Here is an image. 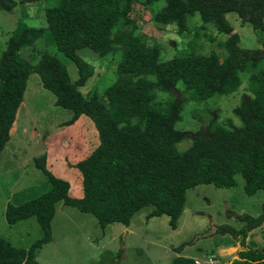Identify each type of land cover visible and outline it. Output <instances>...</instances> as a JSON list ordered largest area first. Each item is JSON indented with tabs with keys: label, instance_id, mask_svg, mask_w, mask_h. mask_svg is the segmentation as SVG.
<instances>
[{
	"label": "trees",
	"instance_id": "1",
	"mask_svg": "<svg viewBox=\"0 0 264 264\" xmlns=\"http://www.w3.org/2000/svg\"><path fill=\"white\" fill-rule=\"evenodd\" d=\"M133 1L18 0L46 3L45 27L18 23L0 56V157L30 74L38 75L42 88L54 95L55 105L71 111L68 123L81 116L93 122L98 145L84 159L67 164L81 177L79 198L69 196V186L46 167L44 153L34 159L49 189L21 204H8L4 217L10 226L34 217L42 236L28 248L14 247L0 237V264L34 263L38 251L52 241L51 222L58 203L91 214L102 229L111 224L128 227L137 212L152 207L146 217L167 216L174 230L186 191L197 185L233 187L240 175L247 195L264 190V0H145L146 5L164 1L152 13V21L174 27L177 35L190 31L188 18L197 14L200 28L211 26L223 36L222 53L200 54L191 41L190 54L164 61L159 60L158 44L146 46L134 34ZM231 13L252 28L258 47L240 46V35L226 19ZM44 35L76 66L74 83L56 56L42 51L33 61L22 57V50ZM82 49L98 56L120 52L116 78L105 89L104 102L95 93L86 98L78 89L91 76L77 55ZM242 76L248 94L233 109L240 126L227 128L217 123L215 114L198 130L176 128L187 98L199 102L233 93ZM185 139L190 145L179 151L177 144ZM235 218L239 229L224 224L210 234L229 235L238 246L232 264H264V246L260 251L245 248L248 234L264 225V206L258 216ZM171 264L194 263L177 257Z\"/></svg>",
	"mask_w": 264,
	"mask_h": 264
},
{
	"label": "rangeland",
	"instance_id": "2",
	"mask_svg": "<svg viewBox=\"0 0 264 264\" xmlns=\"http://www.w3.org/2000/svg\"><path fill=\"white\" fill-rule=\"evenodd\" d=\"M45 6L43 2L19 4L18 0H0V56L18 23L45 27ZM163 6L164 1L146 5L145 0H134L130 13L136 24L134 34L146 46L156 43L160 47L159 60L190 54L192 49L188 43L191 41L197 44L195 50L200 54L222 53L223 36H217L211 26L200 28L197 14L188 18L190 31L183 36L177 35L172 26L156 25L152 13ZM226 19L240 35L242 48L260 45L252 28L242 25L235 14H227ZM42 51L64 64L72 83L78 79L74 63L59 53L46 35L38 38L32 47L23 49L21 55L31 61ZM77 55L91 72L79 91L86 98L95 93L104 102V91L116 78L120 52L98 56L82 49ZM246 81L242 76L239 89L227 95L199 102L187 98L176 128L198 130L215 114L217 123L227 128L240 126L233 109L248 94ZM177 88L182 89L181 84ZM159 100L163 101L161 96ZM71 119V111L55 105L54 95L42 88L38 75L30 74L9 141L0 157V237L14 247L28 248L42 236L34 217L12 226L4 217L8 204H21L49 189L47 177L33 165L35 158L44 153L46 167L69 186V196H82L81 177L67 164L73 165L87 157L98 145V136L88 117L81 116L74 123H68ZM189 145L190 140L185 139L177 144V149L182 151ZM235 179L233 187L201 184L187 190L184 209L174 230L167 216L146 217L152 207L137 212L128 227L111 224L102 229L91 214L58 203L51 222L52 241L38 251L33 264H171L177 257L194 264H232L238 246L229 235L210 234L211 230L224 224L239 229L241 223L236 215L255 217L264 206V190L247 195L242 177L237 175ZM245 242L247 250L260 251L264 246V225L251 231Z\"/></svg>",
	"mask_w": 264,
	"mask_h": 264
},
{
	"label": "crops",
	"instance_id": "3",
	"mask_svg": "<svg viewBox=\"0 0 264 264\" xmlns=\"http://www.w3.org/2000/svg\"><path fill=\"white\" fill-rule=\"evenodd\" d=\"M255 230H256V229H255ZM253 231H254V230H253ZM253 231H252V232H253ZM250 233H251V232H250ZM250 233H249V234H250Z\"/></svg>",
	"mask_w": 264,
	"mask_h": 264
}]
</instances>
